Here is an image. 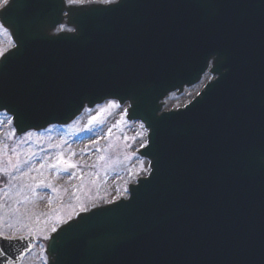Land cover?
Instances as JSON below:
<instances>
[{
  "label": "water",
  "instance_id": "1",
  "mask_svg": "<svg viewBox=\"0 0 264 264\" xmlns=\"http://www.w3.org/2000/svg\"><path fill=\"white\" fill-rule=\"evenodd\" d=\"M64 19L73 32L53 35ZM0 24L14 44L0 113L16 135L107 100L148 131V176L57 229L47 264H264V0H12ZM209 68L190 104L162 111ZM33 244L0 239V264Z\"/></svg>",
  "mask_w": 264,
  "mask_h": 264
},
{
  "label": "rangeland",
  "instance_id": "2",
  "mask_svg": "<svg viewBox=\"0 0 264 264\" xmlns=\"http://www.w3.org/2000/svg\"><path fill=\"white\" fill-rule=\"evenodd\" d=\"M12 47L9 35L0 30V53ZM210 78L206 74L194 88L170 94L163 110L186 105ZM110 104L117 105L108 101L68 126L21 136L15 135L10 117L0 113V233L35 239L21 264H47L44 250L53 228L80 213L126 200L127 186L148 175V161L138 156L146 146V130L125 120L127 104Z\"/></svg>",
  "mask_w": 264,
  "mask_h": 264
},
{
  "label": "snow or ice",
  "instance_id": "3",
  "mask_svg": "<svg viewBox=\"0 0 264 264\" xmlns=\"http://www.w3.org/2000/svg\"><path fill=\"white\" fill-rule=\"evenodd\" d=\"M100 2L104 5H108V4H114L117 3L118 0H100ZM12 3V0H2V4H3V11H7L9 5ZM69 5H79V6H83V4L85 3V0H68ZM6 26L3 24H0V30L4 29ZM0 55H2V53H0ZM119 105H115V104H110L109 107H118ZM58 163H66L65 161H58ZM53 167H55V165H53ZM68 168H75L76 165L74 164H67ZM69 179H72L71 176H69ZM53 231L55 232L56 229L53 228ZM15 237L12 236H4L3 233H0V239H14ZM47 238V237H46Z\"/></svg>",
  "mask_w": 264,
  "mask_h": 264
}]
</instances>
